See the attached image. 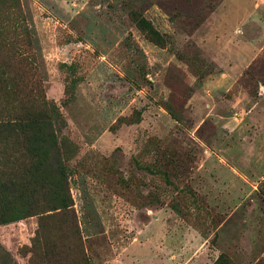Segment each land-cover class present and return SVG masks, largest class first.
<instances>
[{"label":"rangeland","instance_id":"rangeland-1","mask_svg":"<svg viewBox=\"0 0 264 264\" xmlns=\"http://www.w3.org/2000/svg\"><path fill=\"white\" fill-rule=\"evenodd\" d=\"M41 100L78 264H264V0H0V119ZM38 220L0 225V264Z\"/></svg>","mask_w":264,"mask_h":264},{"label":"trees","instance_id":"trees-1","mask_svg":"<svg viewBox=\"0 0 264 264\" xmlns=\"http://www.w3.org/2000/svg\"><path fill=\"white\" fill-rule=\"evenodd\" d=\"M62 127L59 112L45 100L36 111L0 119V225L39 217L29 264H78L59 243L60 233L78 232L64 164L68 147L58 143Z\"/></svg>","mask_w":264,"mask_h":264}]
</instances>
